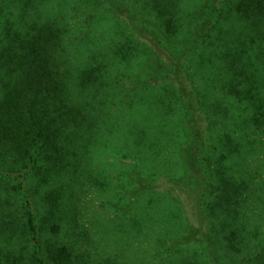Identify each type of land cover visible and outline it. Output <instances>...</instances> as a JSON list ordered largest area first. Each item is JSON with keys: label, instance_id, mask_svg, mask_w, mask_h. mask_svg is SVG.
I'll use <instances>...</instances> for the list:
<instances>
[{"label": "trees", "instance_id": "obj_1", "mask_svg": "<svg viewBox=\"0 0 264 264\" xmlns=\"http://www.w3.org/2000/svg\"><path fill=\"white\" fill-rule=\"evenodd\" d=\"M21 1L25 16L29 0ZM100 1L124 18L128 34L113 50L125 62L138 38L150 40L146 28L123 0H89V21ZM134 1L157 24L161 42L179 38L182 0ZM194 23L186 54L153 40V59L184 112L181 176L141 179L155 191L168 189L176 202L175 190L196 199L203 249L182 264H264V233L249 229L247 214L260 197L252 184L264 165V0H207ZM71 32L58 19L16 22L0 6V264H123L81 242L78 210L70 224L77 235H64L63 210L72 205L105 105H134L120 91L121 77L107 81L104 53L88 50L71 60ZM193 51L205 54L214 72L210 91L199 90L185 67Z\"/></svg>", "mask_w": 264, "mask_h": 264}, {"label": "rangeland", "instance_id": "obj_2", "mask_svg": "<svg viewBox=\"0 0 264 264\" xmlns=\"http://www.w3.org/2000/svg\"><path fill=\"white\" fill-rule=\"evenodd\" d=\"M206 1L182 0L179 38L161 42L157 24L146 19L143 7L134 0H123L130 12L140 15L141 26H145L150 40L138 38L141 44L136 41L135 51L121 62L113 49L126 37L128 29L124 18L107 2H99L89 21L86 12L89 0H29V13L25 16L21 0H0L6 14L19 23H30L40 16L58 19L65 25L70 23L72 32L67 37V48L71 60L76 61L80 52L88 50L104 53L109 59L107 81L121 77L120 91L134 102L128 108L105 105L104 111L109 112L93 134L91 157L80 167L71 198L73 206L63 210L64 235L68 238L77 235L70 224L77 218L78 210L81 216L77 232L82 231L81 242L93 253L116 256L123 264H182L184 256L197 248L203 249L196 230L204 224L194 196L175 190L173 194L180 200L176 202L168 189L155 191L148 184L144 186L141 177L150 179L148 176L153 174V180L159 182L169 176H181L179 149L184 139L181 131L184 112L170 90L167 71L154 61L153 40H160L173 54H186L190 26L200 17ZM204 55L193 51L185 60L187 71L203 92L212 89L214 74ZM108 89L107 86L106 92ZM259 157L264 161V155ZM259 164L260 177L252 185L260 197L254 196L247 214L249 229L263 235L264 204L257 198L264 199V165L262 161ZM223 253L222 250L226 261Z\"/></svg>", "mask_w": 264, "mask_h": 264}]
</instances>
